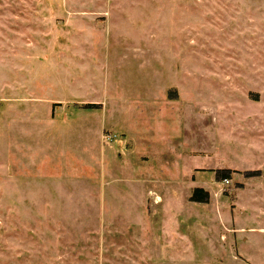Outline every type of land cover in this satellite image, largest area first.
I'll return each instance as SVG.
<instances>
[{
	"label": "rangeland",
	"instance_id": "obj_1",
	"mask_svg": "<svg viewBox=\"0 0 264 264\" xmlns=\"http://www.w3.org/2000/svg\"><path fill=\"white\" fill-rule=\"evenodd\" d=\"M0 264H264V0H0Z\"/></svg>",
	"mask_w": 264,
	"mask_h": 264
},
{
	"label": "trees",
	"instance_id": "obj_2",
	"mask_svg": "<svg viewBox=\"0 0 264 264\" xmlns=\"http://www.w3.org/2000/svg\"><path fill=\"white\" fill-rule=\"evenodd\" d=\"M222 174L224 175V178H227L228 176L225 175L226 172H222ZM222 179V178H220ZM209 199V193L204 191L203 189H196L194 190L192 197H191V201L194 203H199V204H204L207 203Z\"/></svg>",
	"mask_w": 264,
	"mask_h": 264
}]
</instances>
